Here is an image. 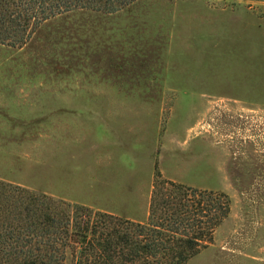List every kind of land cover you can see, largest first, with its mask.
<instances>
[{
  "label": "rangeland",
  "instance_id": "374dc122",
  "mask_svg": "<svg viewBox=\"0 0 264 264\" xmlns=\"http://www.w3.org/2000/svg\"><path fill=\"white\" fill-rule=\"evenodd\" d=\"M155 170L230 199L183 264H264V0H134L0 44V179L143 220Z\"/></svg>",
  "mask_w": 264,
  "mask_h": 264
},
{
  "label": "trees",
  "instance_id": "16d2710c",
  "mask_svg": "<svg viewBox=\"0 0 264 264\" xmlns=\"http://www.w3.org/2000/svg\"><path fill=\"white\" fill-rule=\"evenodd\" d=\"M134 0H0V44L20 47L43 22L71 11L113 13ZM221 190L154 171L136 220L0 179V264H183L227 217Z\"/></svg>",
  "mask_w": 264,
  "mask_h": 264
}]
</instances>
